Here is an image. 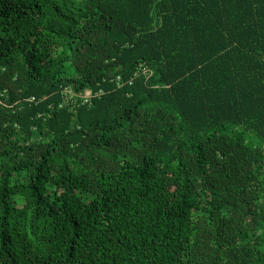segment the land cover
<instances>
[{
	"label": "trees",
	"instance_id": "16d2710c",
	"mask_svg": "<svg viewBox=\"0 0 264 264\" xmlns=\"http://www.w3.org/2000/svg\"><path fill=\"white\" fill-rule=\"evenodd\" d=\"M0 264H264V0H0Z\"/></svg>",
	"mask_w": 264,
	"mask_h": 264
},
{
	"label": "built area",
	"instance_id": "2783aa9c",
	"mask_svg": "<svg viewBox=\"0 0 264 264\" xmlns=\"http://www.w3.org/2000/svg\"><path fill=\"white\" fill-rule=\"evenodd\" d=\"M91 96H92V93L90 91H87L84 95L81 96V98H83L84 101H88L89 98H91Z\"/></svg>",
	"mask_w": 264,
	"mask_h": 264
}]
</instances>
